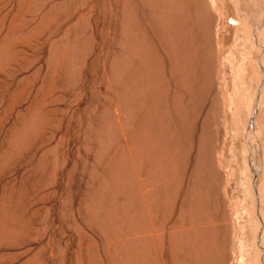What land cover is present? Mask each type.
Wrapping results in <instances>:
<instances>
[{
  "label": "rangeland",
  "instance_id": "rangeland-1",
  "mask_svg": "<svg viewBox=\"0 0 264 264\" xmlns=\"http://www.w3.org/2000/svg\"><path fill=\"white\" fill-rule=\"evenodd\" d=\"M0 264H264V0H0Z\"/></svg>",
  "mask_w": 264,
  "mask_h": 264
}]
</instances>
